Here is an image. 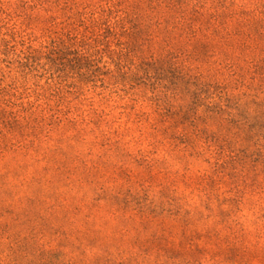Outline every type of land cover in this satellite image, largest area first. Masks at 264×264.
Wrapping results in <instances>:
<instances>
[{"label":"rangeland","instance_id":"rangeland-1","mask_svg":"<svg viewBox=\"0 0 264 264\" xmlns=\"http://www.w3.org/2000/svg\"><path fill=\"white\" fill-rule=\"evenodd\" d=\"M0 264H264V0H0Z\"/></svg>","mask_w":264,"mask_h":264}]
</instances>
